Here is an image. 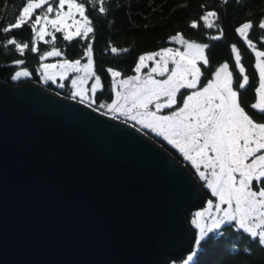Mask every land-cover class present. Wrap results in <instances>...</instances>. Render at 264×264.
Here are the masks:
<instances>
[{
    "label": "water",
    "instance_id": "water-1",
    "mask_svg": "<svg viewBox=\"0 0 264 264\" xmlns=\"http://www.w3.org/2000/svg\"><path fill=\"white\" fill-rule=\"evenodd\" d=\"M206 195L131 123L0 79V264H169Z\"/></svg>",
    "mask_w": 264,
    "mask_h": 264
},
{
    "label": "snow or ice",
    "instance_id": "snow-or-ice-1",
    "mask_svg": "<svg viewBox=\"0 0 264 264\" xmlns=\"http://www.w3.org/2000/svg\"><path fill=\"white\" fill-rule=\"evenodd\" d=\"M105 3L106 0H23L13 19L0 27V33L5 35L0 46L5 49L12 46L21 56L26 50L38 53L41 63L37 71L44 84L56 83L57 76L60 80H68L69 74H79L71 79V99H78L89 108L95 107L96 111L106 109L103 114L114 119L124 117L133 122L134 128L138 125L140 131L147 130L145 134L155 133L190 163L216 202L209 199L207 207L196 212L191 220L198 230L194 241L196 250L183 264H190L209 234L219 233L225 225L247 233L264 250V50H258L249 38L255 27L264 30V18L255 24L253 20H246L235 29L255 54L253 67L258 81H250V74L241 62V51L235 44L231 45L235 74L229 63L223 62L215 67L209 78L206 70L210 57L206 50L210 45L178 32L169 40L179 47H164L141 54L133 69L134 75L122 78L121 71L106 69L111 77L109 91L114 93V99L111 103L97 104V92H102L105 85L96 71L91 42L84 46L80 59L65 57L57 63L43 61L64 57V52L55 46L57 33L69 43L78 38L94 39V35L90 37L94 33L93 21L86 12L90 6L105 14L109 11ZM227 3L229 0H222V4ZM200 7L204 9L207 5ZM220 19L216 10L208 9L192 20L190 27L216 28L219 34L210 39L220 40L225 34L218 23ZM26 25L33 33L30 42H20L14 35H7ZM39 42L52 45L51 50L41 52ZM127 51V48H110V52L117 55ZM84 58L87 62L82 64ZM12 63L19 67L25 60L16 59ZM32 75L27 67H20L11 79H30ZM93 78L91 87H86ZM254 83H258L254 87L257 98L248 104L246 94L253 90ZM58 87L63 89L65 84L60 83ZM246 251L251 252V247Z\"/></svg>",
    "mask_w": 264,
    "mask_h": 264
},
{
    "label": "trees",
    "instance_id": "trees-1",
    "mask_svg": "<svg viewBox=\"0 0 264 264\" xmlns=\"http://www.w3.org/2000/svg\"><path fill=\"white\" fill-rule=\"evenodd\" d=\"M22 3L23 0H0V27L13 19ZM201 5H207V8L202 9ZM88 7L89 10L86 14L92 19L94 27V33L90 34V37L94 35V39L80 40L78 38L69 43L62 39L61 34L57 33L55 46L64 52V57H50L43 63L62 61L65 57L71 60L80 59L83 56L84 46L91 42L96 71L105 85L102 92H97V104L108 103L112 99V92L109 91L111 77L106 69L113 68L121 71L122 78L132 75L141 54L171 46L172 42L169 37L178 32L183 33L186 38H192L197 42L210 45L209 49L206 50L210 57V64L206 70V75L209 78H211V72L214 71L215 67L223 62H228L230 70H233L235 74L236 70L233 69L234 54L231 52V45L235 44L241 51V62L244 64L246 72L250 74V81H258V73L253 67L255 54L247 47V43L235 32V29L246 20H253L255 24L264 18V0H240L239 3L236 0H229L226 5L222 4V0H106L105 7L109 11L105 14L99 13L98 10H94L90 6ZM208 9L216 10L221 16L218 23L224 29L225 34L220 40L210 39L211 36L219 34V30L216 28L192 29L190 27V22ZM7 35H14L20 42H30L33 37L32 31L27 25L23 29L15 30ZM261 37H264V30L258 27L249 33V38L257 45L258 50H264L262 47L264 39ZM4 39L5 35L0 33V41ZM46 39H50V37H46ZM29 46L31 47V43ZM39 47L41 52L50 51L52 45L39 42ZM111 47L127 48L128 51L117 55L110 52ZM16 59L25 60V64L19 67L14 65L12 61ZM40 63L38 53H30L26 50L25 55L21 56L12 46L7 49L0 46V79L9 85L32 80L57 90L59 87L52 83H43L42 76L37 71ZM20 67H27L33 73L32 77L30 79L22 78L19 81L12 80V75L20 70ZM202 70H205L203 66ZM256 86L258 83L252 85L253 90L247 91L246 101L248 104L255 102L257 98L254 94V87ZM61 94L71 96L67 82L65 87L61 89ZM100 111L104 110L101 109ZM151 137L184 163L199 179L195 171L181 157L166 147L162 141L154 136ZM199 181L201 180L199 179ZM202 187L206 201L213 198L209 189L205 188L203 184ZM190 217L191 213L186 218L188 224ZM191 233L192 238L195 239L193 228H191ZM202 243L203 246L198 250L197 256L190 264H264V250H261L247 233L238 231L234 226H223L219 233H210L207 240ZM249 247L252 249L251 252L246 251ZM179 260L175 261L178 262Z\"/></svg>",
    "mask_w": 264,
    "mask_h": 264
},
{
    "label": "rangeland",
    "instance_id": "rangeland-1",
    "mask_svg": "<svg viewBox=\"0 0 264 264\" xmlns=\"http://www.w3.org/2000/svg\"><path fill=\"white\" fill-rule=\"evenodd\" d=\"M33 18H35V17H33ZM168 47H179V45H176V44H174V42H172V45L171 46H168ZM58 61H50V62H44V63H57ZM87 61H86V58H84L83 60H81V63L83 64V63H86ZM145 72L147 71V69H145L144 70ZM135 73H133L132 75H134ZM77 75H79V74H76V73H71V74H69V79L68 80H60V78H59V76H57L56 77V83H52L51 81H49L50 83H52L54 86H56V87H58V84H60V83H68V86H69V91L72 93V91H73V89H72V86H71V79H73V78H75ZM43 79V78H42ZM92 83H94V78H93V80H89L88 82H87V84L85 85L86 87H91V85H92ZM112 99H114V93H112ZM111 99V100H112ZM111 100L108 102V103H111ZM104 111H106V109H103ZM104 111H102V112H104ZM118 119H121V120H124V121H126V119L124 118V117H119ZM127 122H129V123H132L131 121H127ZM137 127H139L138 125H137ZM163 139V138H162ZM155 140V139H154ZM155 141H157V140H155ZM165 141V140H164ZM158 142V141H157ZM159 143V142H158ZM165 143H167V141H165ZM160 144V143H159ZM168 144V143H167ZM161 146H163L162 144H160ZM171 146V145H170ZM164 147V146H163ZM172 147V146H171ZM165 148V147H164ZM166 149V148H165ZM175 149V148H174ZM167 150V149H166ZM168 151V150H167ZM169 152V151H168ZM170 153V152H169ZM175 157V156H174ZM194 170V169H193ZM195 171V170H194ZM198 176V175H197ZM200 182H203V181H200ZM203 185H204V187H205V183L203 182L202 183ZM206 188V187H205ZM210 191V190H209ZM213 201H214V203L216 202V198L215 197H213V198H211ZM208 201V200H207ZM207 201H206V203H205V205H204V207H202L201 209H197V210H194V211H192L191 212V217H190V221H189V226H190V228H193V232H194V234H195V239L197 238V233H198V230L195 228V226L191 223V220L195 217V213L196 212H198V211H202L204 208H206L207 207ZM213 211H215V209H213ZM195 239H193V248H192V250L191 251H194V250H196L195 248H194V241H195ZM190 254V253H189ZM189 254H186V256L184 257V258H180V260L178 261V262H176V261H174V260H172V261H170L169 262V264H173V262H175V264H183V262L186 260V258H187V256L189 255ZM191 263V262H190Z\"/></svg>",
    "mask_w": 264,
    "mask_h": 264
},
{
    "label": "flooded vegetation",
    "instance_id": "flooded-vegetation-1",
    "mask_svg": "<svg viewBox=\"0 0 264 264\" xmlns=\"http://www.w3.org/2000/svg\"><path fill=\"white\" fill-rule=\"evenodd\" d=\"M146 131H147V130H145V132H146ZM148 134L151 135V136H154L156 139L162 141V142L166 145V147H168L171 151L175 152V153L177 154V156L181 157V159L184 160L183 156H182V155H181L176 149H174L173 147H171L169 144L165 143V141H164L161 137H157V136L155 135V133H151V132H148ZM184 161L186 162L187 165H189V166L192 168V166L190 165L189 162H187L186 160H184ZM192 169H193V168H192Z\"/></svg>",
    "mask_w": 264,
    "mask_h": 264
},
{
    "label": "bare ground",
    "instance_id": "bare-ground-1",
    "mask_svg": "<svg viewBox=\"0 0 264 264\" xmlns=\"http://www.w3.org/2000/svg\"><path fill=\"white\" fill-rule=\"evenodd\" d=\"M158 143V142H157ZM163 147V146H162ZM164 148V147H163ZM165 149V148H164ZM176 158V157H175ZM186 166V165H185ZM187 167V166H186ZM188 168V167H187ZM189 169V168H188ZM190 170V169H189ZM191 235H192V233H191Z\"/></svg>",
    "mask_w": 264,
    "mask_h": 264
}]
</instances>
